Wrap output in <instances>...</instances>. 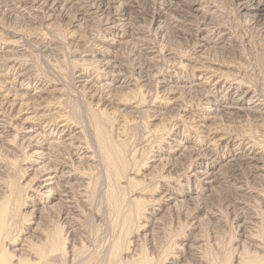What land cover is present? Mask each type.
<instances>
[{"label":"rangeland","instance_id":"1","mask_svg":"<svg viewBox=\"0 0 264 264\" xmlns=\"http://www.w3.org/2000/svg\"><path fill=\"white\" fill-rule=\"evenodd\" d=\"M1 1L4 3L0 4L1 82L3 80L4 82L2 83L6 81H8V84L15 83L13 81L15 75L27 72L29 74L27 76L28 81L32 79L28 92L30 95L34 94L38 85H46L45 87L48 92L43 96L44 103L41 101L46 106L42 111L45 114V118L47 117L46 120L53 123L52 126L54 127L59 124L58 121L61 123L70 119L69 123L66 122L71 127L75 128V130L76 128L78 130L82 128L79 130L80 133L77 135V138L78 136L80 138L83 137L81 140L79 139L82 143L83 140L86 142L88 139L89 142L87 140L88 143L84 144L89 146L91 141V145L94 146H90V150L96 152L97 158H100L98 162L102 163V167H99L94 173L88 171L85 166H79L77 169L83 168L82 171H88V176L92 180L90 179V184L85 188L88 194L83 193L86 199L83 197L84 202H79L80 205L83 203L79 207V210H82L79 212V218L82 221L80 225L76 224L77 231H74V233L77 232L76 235L80 236V238L83 235L81 240L84 243H81L82 241H80L78 236H74L75 238L78 237L76 238L77 242L75 245L77 251L76 258L70 256L71 254L69 253L71 245H73V241H71L73 236L69 231V223L66 224V220L63 218L61 212L54 210L50 213V216H45L44 224L47 225L45 227L48 230L50 229L49 231H45L48 243L47 240L46 242L44 241L47 238L40 240V242L46 243V246L54 242V245H52L56 249L58 248L57 254L53 256L55 261L50 260L49 262L48 260L47 262L50 264H106L107 262L108 264L110 254L115 250H117L120 258H123L137 246L136 248L139 250L137 251L138 254L145 251L144 255L139 254V256L145 257L147 255L146 257H149L150 264H155L156 262L158 264H169L171 260L176 259L185 251V248L181 245L179 248L180 242L189 237L190 233L198 231L203 237L202 244L205 247L202 248V253L205 256L207 264H209V261L212 264H225L227 260L229 264H234L235 252L237 251V249H234V246H236L241 237V230L238 227L240 223L239 217H237L234 207L232 205L229 206L228 202H231L232 197H234V194L232 197L231 194L234 192L235 186L233 182H227L228 184H226L229 185L228 189H222L220 192L212 190L210 193L202 187L204 185L201 182H198L191 175L193 169L198 168V162L203 159H190L191 155L189 154L180 157L169 155L175 148L173 146L175 139L183 149L192 146L194 152L196 148H205L206 144L210 142V135L204 132L205 130L203 131L197 127L198 115L200 112L202 113L201 97L198 90L188 91L181 87L175 93H171L169 88H172L176 84L185 86L184 80H187L189 84L203 81L206 77L205 73L209 71H203V69L206 70L209 66L216 65L211 62L215 60L217 64L219 62L218 66H222L220 69L222 71H218L219 73H217V76L219 75L217 79L221 78L223 82L226 81L229 84L231 82H238L251 91L258 92L256 94L264 99V0H202L204 6H207L211 11L214 9L211 15H214L215 20L219 21V23L217 22L219 27L215 34H222L228 30L226 31L227 37L231 39V43H224L222 48H217L219 52L217 50H214V52L213 49L211 51L212 45L201 46L200 37L202 38L203 34H201L202 31L199 29L203 25L195 26L187 24L185 27L172 26L168 28V31L164 35L157 33L156 27L160 24L165 25L167 18L174 20L187 17V20H192L194 23L200 22V17L194 13H189L191 16L193 15L191 17L188 13L185 15L181 14L182 11H174L167 7V5L161 4L162 1V3L165 2L164 0H121L122 3H117L116 5H131L129 16L134 18L137 25L143 28L149 43L154 49L156 48L155 53L158 56L160 65H157L154 69H144V53L141 50L139 51L138 46L133 43L127 47L118 49L115 55L119 58L118 60H122V65L119 68L126 75L128 82L124 83V85L127 84L126 88H118L112 92L109 89L106 90L104 83L108 81L107 76H104L105 73L100 68L99 63L96 62V58L93 59L95 52L101 50L100 47L105 45V50H109L108 48H110L109 42H102L103 36L107 34L106 26L103 24L104 20L102 21V10L105 8L102 5L103 3L101 4L99 0H75V2H84L82 7H89V9L95 10V15L93 13V16L89 14V16L91 15L90 19H93L92 21L84 20L85 22H82V20L77 21L80 19L76 14L77 7L80 6L79 3L78 5L74 4L72 8L67 10L66 15H58L55 12L50 16V13H37L33 11V7L31 10L29 8L21 10V8L16 7L14 0ZM29 1L36 3L35 0ZM13 6L15 7L13 8ZM36 8L34 7V10ZM13 11L16 12L14 13ZM159 12L163 13L162 18H158ZM106 15L103 17L105 20L107 18ZM221 16L223 17L221 18ZM160 20L164 22L159 23ZM107 35L110 38L112 37L109 34ZM216 36L214 35L215 38ZM126 39L129 40V38ZM3 44L7 46H3ZM134 46L138 49H134ZM6 51L5 55L4 52ZM201 54L203 55L201 56ZM17 55L20 57L17 58ZM201 63L205 66L208 64L209 66L207 65L208 67L203 68L205 66ZM218 66L216 65V67ZM79 74L86 75V79H90L91 77L90 80L94 84L97 83L93 87V90H89L88 88H83L82 90L78 82ZM176 80L180 83H176ZM2 83H0V88L4 89L7 84L1 85ZM227 83L226 85H228ZM3 93L5 92H1L0 95ZM91 94L93 95L91 96ZM106 95L109 99L106 98ZM0 99L2 100L1 97ZM45 111L46 113H44ZM8 113L7 116H11L12 112L10 113L8 110ZM47 113L50 115L47 116ZM244 118L243 120L242 118L238 120L224 119L222 122H224L225 126H222L227 129L231 128L230 131L236 134L241 133L240 135L243 137L247 132L245 136L250 138V140L259 142L260 147L264 149V119L255 120L252 117L251 119L248 117L250 120H247V117ZM252 120L256 122L254 123ZM240 122L243 124H240ZM52 126L51 129H53ZM232 128L235 130H232ZM81 132L83 133L81 134ZM15 133V131L10 129L9 132L4 133L3 139L0 140V157L5 162L7 161L6 163L10 166L9 176L5 177L8 192L0 196L4 197L2 204L6 202L8 204L10 211L9 218L12 221L9 242L13 241L10 240L12 237H14L15 241L22 240V237L33 228L35 219V216L33 217L30 213V209L35 206V203L29 197V195L34 194L30 191L31 189L23 187L24 182L30 176L28 177L27 172H23L22 165H20L23 164L27 152L20 146H17L19 150L17 149L16 142L18 138L14 136ZM239 134L236 135L238 138L240 137ZM46 135L50 141L58 142L61 140L56 135ZM68 135H65L63 138ZM236 143L237 141L217 145L215 147L217 148L216 154L219 157L226 156L225 153L227 151L232 152L231 147H235ZM57 145L59 144L57 143ZM11 146L16 147V150H13ZM8 148L11 152L6 151ZM101 148L104 150H101ZM14 153L17 155V162L11 158ZM108 154L116 158L115 160L119 163L114 165L115 167L108 163L113 169L103 164L107 163L106 159H109ZM113 154H116V156ZM104 156L105 159H103ZM160 156H163V162ZM172 167H176L175 170L174 168L171 169ZM80 170L79 172H81ZM241 170L238 169L234 173L237 178L243 181L244 187L252 191L254 196L250 198L249 202L250 204L253 202L251 204L253 209L259 212L260 217L263 218L262 227L264 231V208L260 202L261 197H264V180L254 181L253 178L248 176L247 171ZM90 173L92 174L90 175ZM95 173L96 175H94ZM93 175L94 177H92ZM165 189L172 193L173 197L176 196L177 200L184 201L185 198L192 195L202 198L208 197L205 199L206 204H204L208 207L206 208L207 211L208 209H213L214 206V208L219 207L217 208L220 209L219 216L213 220L209 219L206 217V211L197 210V204L192 201L179 204L173 202V204L166 206V201L162 197V192ZM113 195L114 199L117 200L114 201ZM137 197L139 198L137 200L139 203L135 200ZM131 200L133 201L131 202ZM120 204L121 206L117 207ZM209 205L212 206L210 207ZM126 207L128 208L126 209ZM128 209H131V212ZM125 210H128V212L124 213ZM139 211L142 212L138 215ZM133 212L137 214L133 215ZM144 212L145 216L143 217ZM119 214L124 216L122 217ZM127 215H133L132 218H129L130 221L127 220V217H129ZM134 216L140 219L137 218L140 223ZM194 220H198L196 224L198 228L193 225L192 222ZM152 228L158 232L151 233L153 232ZM79 230L82 235L78 233ZM54 238H58L59 242ZM37 242V240L34 241V243ZM217 243L219 247L215 245ZM56 245H59L62 250L56 247ZM156 247L157 249H155ZM112 248H115V250L113 251ZM82 249L84 250L82 251ZM230 251L234 253L232 254ZM166 253L167 255L164 256Z\"/></svg>","mask_w":264,"mask_h":264},{"label":"bare ground","instance_id":"2","mask_svg":"<svg viewBox=\"0 0 264 264\" xmlns=\"http://www.w3.org/2000/svg\"><path fill=\"white\" fill-rule=\"evenodd\" d=\"M99 1L101 2V4L103 3L102 5L105 6V8H103V10H102V12H103L102 13V21L104 20L103 24L106 26L107 34L111 35L112 37L111 38L108 37L107 34L103 36L102 42L103 43L109 42L110 48H108L109 50H105V47H104L105 45L100 47L101 50H97L95 52V54L93 55V59L96 58L95 59L96 62L99 63L100 68H102V70L105 73L104 76H107L108 81H106V83H104L106 90L109 89L110 92H112L114 90H117L118 88L119 89L120 88H126L127 84L124 85V83L128 82L126 75L123 74V71L119 68V66L122 65V63H121L122 60L121 61L118 60L119 58H117V56L115 55V52L118 49H120V48L122 49V47H125V46L127 47V46H129V44L133 43V44L138 46L139 51L141 50L144 53V63H143L144 69H148V70L151 68L154 69V68H156L157 65H160V64H159V59L157 58L158 56L155 53L156 48L154 49V47L149 43L147 36H145V34H144L143 28H141L139 25H137L134 18L129 16V10H131V5L130 6H128L126 4H122V5L118 4L119 6L116 5L117 3H122L121 0H99ZM164 1H165L164 3H162L163 1L162 2L160 1L162 5H164V6L167 5V7H169L170 9H172L174 11H179V12L182 11L181 14L186 15V13H188V14L194 13L196 16L200 17V22L194 23V21L187 20L186 19L187 17L184 18L182 16H181L182 18H178V19H174V20H171V18L170 19L167 18L165 20L167 22L165 25L160 24L159 26L156 27V31L158 34H160V35L166 34V32L168 31V28H171L172 26H174V27L184 26L185 27V25H187V24L195 25V26L203 25L201 27V29H199L202 31L201 34H203L202 38L200 37L201 46L205 47L208 45H212V48L211 47L210 48H211V51H212V49L214 51V50H217V48H222V45L224 43H226V44L231 43V41H230L231 39L227 37L226 31H228V30L224 31V33H222V34H220V33L215 34V32L217 31V29L219 27V24H217V22L219 23V21H216L215 20L216 18H214V15H211V12H213L214 9H212V11H211V9H209L207 6H204L202 0H164ZM203 1H205V0H203ZM35 2L36 3L32 2V1L30 2L29 0H14L16 7L21 8V10H24L27 8H29L31 10L33 7V11H35L37 13H46V14L50 13V16H52L55 12L58 15H66L67 10L72 8L74 4L78 5V3H79L80 6L77 7L76 14H77V17H79L80 19H78L77 21L82 20V22L84 20L85 21H92L93 19L92 18L90 19V16L92 15V13L93 14L95 13L94 12L95 10L93 11V10L89 9V7H87V8H85L84 6L82 7V5H84L83 4L84 2L81 3L82 1L81 2L80 1L75 2V0H35ZM2 3L3 2L0 0V4H2ZM210 4H212V3H210ZM36 6H37V8H36ZM89 6H91V5H89ZM96 6H98V5H96ZM14 7L15 6H13V8ZM34 7L36 8L35 10H34ZM212 7H214V6H212ZM11 12H12V10H11ZM89 14H91V15L89 16ZM105 14H107L106 20L103 18ZM221 15H222V13H221ZM162 16H163V13L159 12L158 18L159 17L162 18ZM223 16H225V15H223ZM223 16H221V18ZM218 19L220 20V18H218ZM133 22H135V23H133ZM161 22L163 23L164 21L160 20L159 23H161ZM214 35H217L216 38L214 37ZM126 38H129V40ZM12 43H14V42H12ZM0 46L2 47V45H0ZM3 46H7V45L3 44ZM135 48H136V46H134V49ZM138 48H136V50ZM223 48H224V46H223ZM10 49H8V50H10ZM102 49H104V50H102ZM110 49H112V50H110ZM205 49L207 50V48H205ZM7 51L4 52V54L7 53ZM134 51H132V52H134ZM22 54L24 55V53H22ZM202 55L203 54H201V56ZM19 57L20 56H18L17 58H19ZM123 58H125V57H123ZM203 58H204V56H203ZM9 60H10V58H9ZM134 61H136V60L134 59ZM198 61H200V60H198ZM211 62L213 64H216L217 66L219 65V62L217 64V61H215V60H212ZM201 64H203V63H201ZM207 65L208 64H206V66ZM216 65H211V66L208 65L209 68H207L205 70L203 68H206V66L203 64V66H205V67H203L202 69H203V71L209 70L207 73H205L206 77H207V75H209V76L207 78L205 77V79L201 82L199 81L196 83L193 82V83L189 84V83H187V80H184L185 86H182V85L179 86L176 84L172 88L171 87L169 88V91L171 93H175V91L181 87L188 90V91L198 90V93L200 94V97H201V103L200 104H202V107H201L202 113L200 112L201 114L199 113V115H198L199 119H198L197 127H199V129H202L203 131L205 130L204 132H206V133H208V135H210L209 136L210 142L207 144L205 143L206 147L203 149H197L195 147L196 148L195 152H194L192 146L191 147H185L183 149L182 147H180V145H178L179 142H177L175 139V144L173 145L175 148H174V150H172L169 153V155L170 156L173 155V157H174V155L177 157H180L182 155L189 154V155H191L190 159H193V160H195L196 158L203 159L202 161L198 162V168L193 169V171H192L193 173L191 175H193L198 182H201L204 185L202 187H204L205 190L207 189L209 192L212 190H217V192H220L222 189H228L229 185H227L228 184L227 182H233V184L235 186V190H234V192H232L231 197L233 196V194H234V197H232L231 202L230 201L228 202V205L229 206L232 205L234 207L235 213H236L237 217H239L240 223H239L238 227L241 230V234H240L241 237H240L239 241L237 242L236 246H234V249H237V251L235 252L236 254H235V263L234 264H264V231H263V227H262V223H263L262 219L263 218L260 217L259 212L255 211V209H253V206L251 205V204H253V202L251 204L249 202L250 198H253V196H254L252 191L247 190L243 185V181H241V179L237 178L236 174L234 173L236 170L242 169L244 171H247L248 176L253 178L254 181L264 180V149L260 147L261 145L258 144L259 142L255 141V140H250V138L246 137L245 135H247V132H246V134H244V137L240 135L241 133L240 134L238 133L240 135V137L238 138L236 136L238 134L230 131L231 128L227 129V128H224L222 126V125H224L223 124L224 122H222L224 119H234V120L237 119L238 120V119L242 118V120H243L244 117H247V120H250L252 117L255 120H260V119L263 120L264 119V99H262L263 97L261 98L260 95L256 94L258 92H253L254 90L251 91L250 89L240 85V83H238V82H231L229 84L225 81L229 85L228 86V85H226L225 82H223V80H221V78L217 79L219 76V75L217 76V73L222 71V70L220 71L222 66L216 67ZM144 73H145V71H144ZM225 74H227V73H225ZM27 76H29V74L27 72L26 73H19V74L14 76V79L12 78L13 81H15V83L14 82L10 83L11 82L10 81L9 82L10 84H8V81H6L5 82L7 84L6 87L5 88L3 87L4 89L0 88V93L5 92L2 95H0V97L2 98V100L0 99V140L3 139L2 137L4 136V133L9 132L11 129V130L16 132L14 134V136L18 138L17 139L18 141L16 142V144H17L16 147L20 146L21 148H23L27 152V155L25 157L23 164H20V165H22L23 172H27L28 177L30 176V178H28L27 181L24 182L23 187L29 188V190L31 189L30 191L33 192V194L35 195V196L34 195L30 196L28 194L29 197L32 198L34 200V203H35L34 204L35 206H33V208L31 207V209H30L31 210L30 213L32 214V216L33 217L35 216L34 226L29 232H27V234L24 237H22V240L15 241L14 237H12L10 240H13V241L9 242L10 232L12 229V225H11L12 221L9 218L10 211H9L8 204H7V202L2 204V199H4V197H0V264H50L47 262L48 260H49V262H50V260L55 261V259H53V256H55V254H57L56 251L58 248L56 249L55 246H53L54 242L53 243L49 242L51 246L50 245L46 246V243L44 244V243L40 242V240H44V238H47V237H45L46 236L45 231L48 230V228L45 227L47 225L44 224L45 216H50V213L54 210L60 211L61 214L63 215V218L66 220V224L69 223L68 224L69 229H70L69 231H70V233H72V236H73L72 240H71V241H73L72 242L73 245H71V249L70 248H68V249H70L69 250V253L71 254L70 256H72L73 258H76L77 257V254H76L77 251L75 248V245L77 242L76 238H78V237L80 238V236L76 235L77 232L74 233V231H77V225L78 224L80 225V223L82 221L81 218H79V216H80L79 212L82 211V210H79V207H81V205L83 204L82 203L80 205L79 202L80 201L84 202L85 196H83L84 195L83 193L88 194V192H86V190H85V188H87V186L90 184V179H91V177L88 176L89 175L88 171H90V172L92 171L94 173L95 170L97 171V169L99 167H102V163L100 161L98 162V159H100V158H97L96 152L94 150H90V146H94V145H91V141H90V146H89V145L84 144V143L89 142L88 139H87L88 142L85 139L86 142L83 140V143H82V141H80V140L83 137L80 138L78 136V138H77V135H79V133H80L79 130L82 129L81 127H80L81 129H79V130L76 128V130H78L79 132L76 131L75 128L71 127L68 124L70 121L69 118H67V119H69L68 121L66 120L68 123L66 121H62L61 123L58 121L59 124H57V126L55 125L54 127L52 126L53 123L46 120L47 117L45 118V114L42 113V111L46 107L42 104L43 99H44L43 96H45L44 94H46L48 92L47 88L45 87L46 85L42 86L40 84L36 87V89H35V87H33L35 89V92L33 91L34 94L32 93L33 95H30V93H28V92H29L30 86L32 84L31 83L32 79L28 81ZM85 77H86V75H82V74L78 75V78H79L78 82L80 83L82 90H83V88H86V89L88 88L89 90H93V87H95V85L97 83L94 84V82L92 80H90L91 79L90 76H89L90 79L89 78L86 79ZM189 77H191V76H189ZM197 77H199V76H197ZM2 82H4V81L2 80ZM2 82L0 80V83H2ZM5 83H2L1 85L5 84ZM176 83H180V82L178 80H176ZM115 84H117V86H115ZM130 84H131V82H130ZM33 86H35V85L33 84ZM89 90H88V92H89ZM100 90H102V89H100ZM49 92H50V89H49ZM94 93H96V92H94ZM93 94H91V96ZM107 95H106V98H108ZM109 96H111V95H109ZM178 96H180V95H178ZM34 98H35V100H34ZM109 101H112V100H109ZM48 109H49V107H48ZM8 110L10 111V113L12 112L10 114L11 116H9V117L7 116ZM59 112H61V111H59ZM44 113H46V111ZM48 115H50V114L47 113V116ZM57 115H58V113H57ZM62 117H64V116H62ZM194 117H192V118H194ZM248 117H250V119H248ZM16 119L19 120L20 122L17 121ZM56 119H58V118H56ZM244 119H246V118H244ZM12 120H14V121H12ZM63 120H65V119H63ZM196 120H197V118H196ZM52 122H54V121H52ZM219 122H221V123H219ZM240 124H243V123L240 122ZM51 126L53 127V129H51ZM260 126L262 127V125H260ZM230 127H232V126H230ZM233 128H232V130H235ZM241 129H242V127H241ZM73 132H75V133H73ZM82 133L83 132H81V134ZM45 134H48V136L49 135H52V136L56 135V137H59L61 140L58 142L50 141L47 138V135L45 136ZM68 134H70V135H68ZM65 135H68V136L63 138ZM236 141H237L236 146L234 145L235 147H233V148L231 147L232 152L227 151L225 153L226 156L219 157L216 154L217 148H215V147L217 145L224 144V143L228 144V143H232V142H236ZM57 143L59 145H57ZM14 146H11V147L13 150H16V147H14ZM17 149L19 150L18 147H17ZM101 150H104V149L101 148ZM6 151L11 152V150L9 148ZM108 155H109V159L106 156L107 163H103L104 165L106 164L107 167H111V166H114L116 164H119L118 161L115 160L116 158L111 157L110 154H108ZM113 155L116 156V154H113ZM162 157L160 158L161 161H162ZM11 158L14 159L15 162H17V155L15 153L12 154ZM103 159H105V156ZM156 160H157V158H156ZM6 162H5V160H3L2 157H0V196L2 194H6V192H8L7 191L8 185L6 184L5 177L9 176L10 166ZM108 163L111 166H109ZM79 166H81V167L85 166V168H87L88 171L87 172L82 171L83 168L82 169L80 168L81 170L80 169L79 170L81 172H79V170H77ZM242 166H243V168H241ZM173 168L174 167H172L171 169H173ZM175 168H174V170H175ZM111 169H113V168L111 167ZM12 171H14V170H12ZM107 171H109V170H107ZM91 174L92 173H90V175ZM94 175H96V173ZM94 175L92 177H94ZM106 177H110V176H106ZM94 180H95V178H94ZM105 181H108V180H105ZM229 184H231V183H229ZM88 188H90V187H88ZM162 193H163L162 197L166 201V206L173 204V202L179 204V203H186L188 201H190V202L192 201L195 204H197L196 205L197 210L199 209V211H204V212L206 211V217H208L209 219L213 220L219 216V210L220 209H217L219 207L214 208L215 207L214 206L213 209L211 208V209H208V211H207L206 208H208V207H206L207 205H204V204H206L205 199H207L208 197L202 198L200 196L198 197L196 195H192V196L185 198L183 201V200H177L178 198L176 199L175 198L176 196L173 197L172 193L168 192L167 189L163 190ZM175 195H177V194H175ZM159 198H161V197L159 196ZM113 199H114V195H113ZM132 199H134V198H132ZM138 199L139 198L137 197L135 200L137 201ZM115 200H117V199H114V201ZM152 200H154V199H152ZM260 200L259 201L261 202V204L263 205V208H264V197H261ZM132 201L133 200H131V202ZM208 201H210V200H208ZM137 203H139V201H137ZM210 203H211V201H210ZM78 205H80V206H78ZM112 205L114 206V204H112ZM118 206H121V204L117 205V207ZM182 206H184V205H182ZM209 206L211 207L212 205H209ZM123 207H125V205H123ZM128 207H126V209ZM254 207H256V206H254ZM187 208H189V207H187ZM204 209H206V210H204ZM128 210L127 211L125 210L124 213L128 212ZM137 210H138V208H137ZM114 211H116V210H114ZM117 211H118V209H117ZM141 212L139 211L138 215ZM110 214H112V213H110ZM136 214H134V212H133V215H136ZM119 215H122V214H119ZM133 215H130V216L127 215L129 217H127L128 219L127 218L126 219L130 221L129 218H132ZM123 216L124 215H122V217ZM144 216H145V212L143 214V217ZM134 218H135V216H134ZM137 218L138 217H136L135 219H137ZM139 220H138V222H139ZM129 221H127V222H129ZM197 222H198V220L197 221L194 220L192 223H193V225H195L198 228V225H196ZM125 224H127V223H125ZM208 224H209V222H208ZM142 225H144V224H142ZM142 225H139V226H142ZM113 228H114V226H113ZM200 229L201 228L199 227V230ZM110 230H112V229H110ZM151 230L153 231L151 233H157L158 232L154 228H152ZM78 233H80V230ZM80 234L82 235V233H80ZM142 235H144V234H142ZM50 236H52V235L50 234ZM74 236H78V237L75 238ZM82 238H83V235L80 238V241H82L81 240ZM54 239H56L57 241L59 240L58 238H54ZM35 240H37L39 242V244H38V242L34 243ZM46 240L48 243V238L45 239L44 241L46 242ZM150 240H152V239H150ZM202 240H203V237L201 236L200 232L197 231L194 233L193 232L190 233L189 237L185 238L183 241H181L182 243L180 242V244H179V248L181 245L183 248H185V251L181 255H179V253H178L179 256L177 255L178 257L176 259L174 258L173 260H171L169 264H207L205 256L202 253V248L205 247V245L203 247ZM5 242H6V244H5ZM56 242H55V244H56ZM118 242H119V240H118ZM81 243H84V242L82 241ZM116 243H114V244H116ZM164 244H165V242H164ZM117 245H118V243H117ZM215 245H218V243ZM56 247H59V245H56ZM77 247L79 248V246H77ZM81 247H82V245H81ZM136 247L134 249H132L131 251L128 250L130 252L127 254L126 257H123V258H120V256L117 254V250H115V248H112L113 251L114 250L115 251L112 254H110V257H109L110 259L108 261L109 262L108 264H150L149 263V257H146L147 255L145 257L141 256V255H140L141 257L139 256V254H143V253L145 254V251L143 253L139 252V254H138L137 251H139V250H137ZM159 247H161V246H159ZM217 247H219V245ZM59 249H61V247H59ZM155 249H157V247ZM159 249H161V248H159ZM83 250L84 249H82V251ZM154 251H157V250H154ZM81 252H79V253H81ZM230 252L232 253V251H230ZM160 254H161V251H160ZM228 254H229V252H228ZM166 255H167V253L164 256H166ZM84 256H86V255H84ZM118 256H119V258H118ZM168 256H170V255H168ZM151 257H153V256H151ZM117 258H118V260L119 259L120 260L118 261ZM159 258H161V257H159ZM157 260H158V258H157ZM153 261H154V259H153ZM71 262H73V261H71ZM210 262L211 261H209V264H212V262L211 263ZM106 264H107V262H106ZM155 264H158V263L156 262ZM225 264H229V261L227 260Z\"/></svg>","mask_w":264,"mask_h":264}]
</instances>
